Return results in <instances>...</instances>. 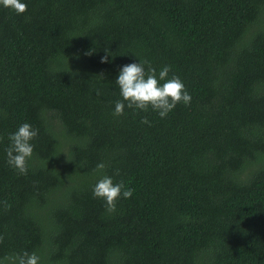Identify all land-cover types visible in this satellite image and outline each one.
Here are the masks:
<instances>
[{
    "label": "trees",
    "instance_id": "obj_1",
    "mask_svg": "<svg viewBox=\"0 0 264 264\" xmlns=\"http://www.w3.org/2000/svg\"><path fill=\"white\" fill-rule=\"evenodd\" d=\"M22 2L0 5V264H264V0ZM139 60L190 105L115 116ZM24 123L27 175L5 151ZM104 176L133 190L114 213Z\"/></svg>",
    "mask_w": 264,
    "mask_h": 264
},
{
    "label": "clouds",
    "instance_id": "obj_2",
    "mask_svg": "<svg viewBox=\"0 0 264 264\" xmlns=\"http://www.w3.org/2000/svg\"><path fill=\"white\" fill-rule=\"evenodd\" d=\"M0 5L16 14H24L27 11V4L22 0H0ZM105 51L111 55L108 49ZM101 62H109L108 56H104ZM170 71V66H164L157 72L156 68L152 67L151 62L147 60L124 65L116 80L122 100L116 102L113 114L115 116L123 115L125 106L129 109L144 111L151 107L152 110L158 112L161 118H166L179 103L190 105L192 98L184 83L178 76L173 75L169 78ZM143 122L147 123L146 120ZM38 134V129H34L29 123H24L18 127L17 131L9 135L10 144L5 149L7 163L21 175H27V162L34 152V145L31 141ZM104 168V163L97 165V170ZM93 194L95 198L105 201L108 213H114L117 201L121 197L131 198L133 190L125 188L122 181L114 183L111 177L104 176L94 186ZM3 239V236H0V243L3 242ZM15 259L16 264H38L40 258L34 252L30 254L24 251Z\"/></svg>",
    "mask_w": 264,
    "mask_h": 264
},
{
    "label": "bare ground",
    "instance_id": "obj_3",
    "mask_svg": "<svg viewBox=\"0 0 264 264\" xmlns=\"http://www.w3.org/2000/svg\"><path fill=\"white\" fill-rule=\"evenodd\" d=\"M143 205V204H142ZM127 234V233H126ZM124 242V241H123ZM125 246V245H124ZM129 247V246H128ZM126 251V250H125ZM133 251V250H132ZM130 254H133V253H130ZM113 255V254H112ZM119 255V254H118ZM137 256V255H136ZM120 258V257H119ZM128 258V257H127ZM145 263V262H144Z\"/></svg>",
    "mask_w": 264,
    "mask_h": 264
}]
</instances>
